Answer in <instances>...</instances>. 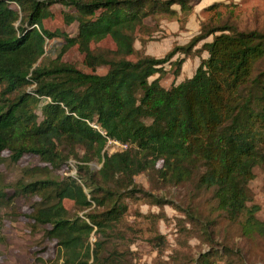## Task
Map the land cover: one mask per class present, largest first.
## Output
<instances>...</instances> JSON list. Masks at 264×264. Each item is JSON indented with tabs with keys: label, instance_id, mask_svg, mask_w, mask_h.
<instances>
[{
	"label": "trees",
	"instance_id": "16d2710c",
	"mask_svg": "<svg viewBox=\"0 0 264 264\" xmlns=\"http://www.w3.org/2000/svg\"><path fill=\"white\" fill-rule=\"evenodd\" d=\"M200 1L0 0V165L6 152L12 163L31 154L54 170L29 167L12 184L0 171V207L19 198L29 202L30 218L45 227L43 237L57 247L60 264H126L121 245L129 200L171 203L209 234L193 204L179 207L148 192L135 180L142 173L187 187L191 199L208 193L244 237L264 238L250 185L255 169L264 171V27H240L227 10L228 16L202 23L187 43L162 57L143 49L148 17L176 16L174 5L188 15ZM55 4L67 9L66 24L77 23L75 35L42 28ZM55 37L62 39L61 51L44 61L47 40ZM106 38L113 49L93 47ZM73 46L90 72L61 59ZM202 51L207 56L195 72L176 82L186 59ZM108 138L127 148L108 153ZM70 160L73 175L67 173ZM225 256L232 264H264L246 262L229 246L194 262L215 264Z\"/></svg>",
	"mask_w": 264,
	"mask_h": 264
},
{
	"label": "rangeland",
	"instance_id": "374dc122",
	"mask_svg": "<svg viewBox=\"0 0 264 264\" xmlns=\"http://www.w3.org/2000/svg\"><path fill=\"white\" fill-rule=\"evenodd\" d=\"M214 1H220L224 5L218 6L216 10H206L205 8ZM194 2L195 0H192V3ZM173 8L177 10L176 16L157 14L145 20L148 29L145 35H141L144 39L145 53L162 57L173 46L187 43L199 32L202 23L217 20L219 14L223 17L228 16L227 10L234 11L240 27H264V0H201L193 6L188 15H184L177 5ZM50 9L52 15L43 20L42 28L56 32L64 31L71 36L75 35L77 23L68 25L63 19L62 12L67 9L60 4L52 5ZM211 38L210 36L205 41ZM202 42L200 41L197 47L201 46ZM62 45V39L59 37L47 40L43 60L55 58L60 53ZM93 47L113 49L114 43L106 38L94 44ZM135 47H141L139 40L135 42ZM61 55L63 61L78 69L84 72L91 71L84 64V55L76 46L61 52ZM206 56L207 52L202 51L198 56L187 58L176 82L191 76L200 58ZM130 58L134 59V56ZM104 71V68L96 70L99 73ZM170 82L171 79L168 78L163 81V84L168 85ZM44 100L42 98L41 102ZM39 112L38 108L37 113ZM7 155V152L3 154L5 162L0 165L5 183H14L24 175V171L29 167L39 168L44 173L53 174L54 172L50 165L34 155L25 154L16 163L10 162ZM73 164V160L68 162V167H70L68 174H74ZM99 166L97 162L92 163V168L95 170ZM59 172L63 174V170ZM254 174L250 184L254 194L252 204L259 205L257 216L264 219V171L256 168ZM135 180L148 192L162 196L179 207L193 204L199 211L203 224H208L209 234L204 235L200 226H195L184 219L183 213L175 209L171 203L160 207L149 203L146 198L129 200L127 201L128 213L125 217L126 236L121 245L126 252V264H195L194 260L200 254L211 251L212 248L221 250L223 246L232 248L233 255L246 259L248 263L264 262V238L244 237L236 223L228 222L221 213L215 210L214 202L208 193L191 199L193 195L191 191L189 193L187 187L166 186L154 175L142 173L137 175ZM64 204L70 208L72 203L65 200ZM44 228L33 223L30 218L29 202L22 198L11 205L4 204L0 207V264H60L62 258L57 247L43 237ZM155 232L164 237L162 242L158 243L153 240L152 234ZM214 259L217 260L215 264L235 262L228 256L223 259L219 257Z\"/></svg>",
	"mask_w": 264,
	"mask_h": 264
},
{
	"label": "built area",
	"instance_id": "2783aa9c",
	"mask_svg": "<svg viewBox=\"0 0 264 264\" xmlns=\"http://www.w3.org/2000/svg\"><path fill=\"white\" fill-rule=\"evenodd\" d=\"M125 148H127V144L122 143V142L115 140V139H111V138H108L107 144L105 146V149L108 153H112V152H115L117 150L125 149Z\"/></svg>",
	"mask_w": 264,
	"mask_h": 264
},
{
	"label": "crops",
	"instance_id": "0c3cea01",
	"mask_svg": "<svg viewBox=\"0 0 264 264\" xmlns=\"http://www.w3.org/2000/svg\"><path fill=\"white\" fill-rule=\"evenodd\" d=\"M214 2H216V1H214ZM212 3H213V2H212ZM210 4H211V3H210ZM210 4H209V5H210ZM189 77H190V76H189ZM177 79H178V78H177ZM177 79H176V80H177Z\"/></svg>",
	"mask_w": 264,
	"mask_h": 264
}]
</instances>
